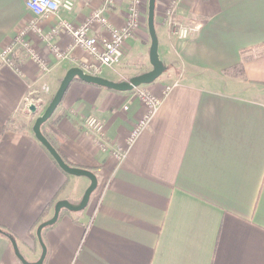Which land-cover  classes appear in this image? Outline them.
Masks as SVG:
<instances>
[{"label":"crops","instance_id":"obj_1","mask_svg":"<svg viewBox=\"0 0 264 264\" xmlns=\"http://www.w3.org/2000/svg\"><path fill=\"white\" fill-rule=\"evenodd\" d=\"M169 5L174 21L193 28L187 38L171 34ZM104 6L111 26L126 25L130 0H79L61 18L80 24ZM140 14L121 69L146 55L150 63L141 52L151 46L148 0ZM34 19L26 0H0V51ZM38 22L46 32L58 24L55 16ZM155 25L160 56L180 82L131 146L145 112L135 90L75 79L42 126L69 164L98 177L88 207L43 229V264H264V0H156ZM92 33L101 39L108 30L97 25ZM28 38L53 70L40 72L20 47V70L0 60V264H23L6 231L27 260H38L42 247L29 231L44 208L65 183L59 199L72 202L90 185L61 169L36 138L30 118L47 103L37 114L27 109L30 98L55 93L70 67L93 58L64 31L54 38L68 55L61 61L35 32ZM241 62L244 76L227 72ZM122 72L120 80L137 74ZM162 83L145 86L161 93ZM91 115L104 123L107 151L82 123ZM118 149L127 150L121 160Z\"/></svg>","mask_w":264,"mask_h":264},{"label":"built area","instance_id":"obj_2","mask_svg":"<svg viewBox=\"0 0 264 264\" xmlns=\"http://www.w3.org/2000/svg\"><path fill=\"white\" fill-rule=\"evenodd\" d=\"M79 0H26L27 8L35 15V19L27 28H23L17 32L11 44L5 46L0 51V60L20 70L19 62L14 57L15 51L20 47L27 56L32 59L43 74H50L53 70V65L47 58L41 54L28 38L29 32L33 31L41 39L45 40L51 52L57 60H65L68 58L59 43L54 41V38L66 32L72 37V47L85 50L93 58L92 62H87L80 65L86 73L98 75L102 68L108 67L115 69L118 67L125 55L126 43L131 37L133 31L140 25V7L143 0H130V7L126 25L121 28L111 26L106 15V7L94 10L89 18L80 24H75L69 20L61 18V12H71L75 9ZM111 0H107L110 3ZM175 8L174 5L165 7V17L169 23L171 34L178 35L180 38H187L193 31L192 27L174 21ZM46 16H55L58 20L57 26L53 27L49 32H46L40 25L38 20ZM97 25H103L108 30V34L101 39H98L92 30ZM178 83L172 86L168 85L164 88L163 95L170 92ZM135 95L145 107V112L139 120L134 124L131 130L127 143L131 146L139 137L143 129H145L162 102L163 95H155L148 90L137 88ZM32 100V98L30 99ZM87 131L95 133L99 137V144L105 151L109 150V146L104 143L106 130L103 121L91 115L82 120ZM111 151V150H110ZM113 154L119 159H123L127 150H112Z\"/></svg>","mask_w":264,"mask_h":264},{"label":"water","instance_id":"obj_3","mask_svg":"<svg viewBox=\"0 0 264 264\" xmlns=\"http://www.w3.org/2000/svg\"><path fill=\"white\" fill-rule=\"evenodd\" d=\"M155 13H156V0H149L148 2V30L151 37V46L149 50V59L152 65V69L141 74L132 76L128 80H120L114 81L108 79L106 77L86 73L81 67L73 66L70 67L65 75L63 76L58 89L56 90L52 100L45 108L44 112L39 115L34 124H33V132L36 138L43 144V146L49 151L51 156L55 159L57 164L63 169L66 173L75 176H85L90 179V185L86 188L81 200L79 202H72L68 199L62 198L59 199L54 206L53 214L43 222H41L37 227V236L38 240L42 247V253L38 260L36 261H29L21 252L18 242L15 238L11 237L10 240L13 244L15 253L17 257L21 260L23 264H43L47 255V246L43 240V229L54 225L59 220L61 211L63 209H67L69 211L79 212L84 210L91 199L93 192L96 190L98 186V177L90 169L73 166L69 164L59 152V150L55 147V145L49 140V138L44 134L42 130L43 124L53 115L57 107L61 104L65 93L67 92L71 83L76 79L79 78L82 81L87 83L96 84L102 87H106L115 91H131L135 88L146 85L152 84L156 81L166 70L167 65L165 64L164 60L160 57L159 53V37L156 30L155 25ZM30 110L32 112L37 111V107L35 104L30 106ZM0 232H3L0 229Z\"/></svg>","mask_w":264,"mask_h":264},{"label":"rangeland","instance_id":"obj_4","mask_svg":"<svg viewBox=\"0 0 264 264\" xmlns=\"http://www.w3.org/2000/svg\"><path fill=\"white\" fill-rule=\"evenodd\" d=\"M148 2H149V0H148ZM140 19H141V15H140ZM150 45V44H149ZM149 47L150 46H148V44H146V46H144V48H142L141 49V52H143V53H148V51H149ZM159 53H160V51H159ZM139 55H141V54H139ZM144 57V56H143ZM142 57V58H143ZM161 57V56H160ZM162 60H164L163 58H162ZM145 61V60H144ZM164 62H165V64L167 65V70L156 80V81H154L153 83H155V82H163L162 83V88H161V93H156L155 91H153L150 87H146L145 85H141V86H139V87H137V88H139V89H142V90H148V91H150V92H152L153 94H155V95H163V91H164V88L166 87V86H168V85H173L174 83H179L180 82V80H175V79H171V73H170V69H171V64H168V62H166V60H164ZM135 66V65H134ZM152 69V65L150 64V63H147V55H146V62H143V61H140L138 64H136V66L135 67H133V69H126V68H124L123 67V69H121V67H116L115 69H112V68H108V67H104V68H102V70H101V72H100V76H103V77H106V78H108V79H111V80H114V81H120V79H121V76H120V74H121V72L122 71H125V72H127V73H129V72H134V73H137L136 75H138V74H141V73H143V72H146V71H149V70H151ZM118 71H120V74L118 73ZM123 73V72H122ZM133 76H135V75H133ZM132 76H127V78H125V79H122V80H128L129 78H131ZM60 82L61 81H59V85H60ZM146 85H149V84H146ZM59 87V86H58ZM58 87L56 88V90L58 89ZM48 88H49V86H48ZM47 88V89H48ZM137 88H135L134 90L136 91V89ZM53 93H54V91H52ZM56 92V91H55ZM53 93H51V90L49 91V90H47V91H44L43 93H41V94H39V96H36V97H34V98H32V100H30V102H29V104H30V106L32 105V104H35L36 105V107H37V111L34 113V112H32L31 110H30V106H29V108L27 109V110H29V111H31L33 114H37V112H38V108H39V106H41L44 102L45 103H47V105H46V107L48 106V104L50 103V101L52 100V98H53V96H54V94ZM31 99V98H30ZM144 105V104H143ZM143 108L145 109V107L143 106ZM40 110V109H39ZM26 116H29V115H26ZM35 120L36 119H34V118H30V121L31 122H35ZM32 123V124H33ZM84 178H85V176H84ZM87 178V177H86ZM74 183H72L71 185L72 186H77V184H74ZM81 200V199H80ZM79 202V201H78ZM88 206H89V204H88ZM87 206V207H88ZM36 234H37V230H36ZM38 242V244H39V246L41 245L40 244V242H39V240L37 241Z\"/></svg>","mask_w":264,"mask_h":264},{"label":"trees","instance_id":"obj_5","mask_svg":"<svg viewBox=\"0 0 264 264\" xmlns=\"http://www.w3.org/2000/svg\"><path fill=\"white\" fill-rule=\"evenodd\" d=\"M228 73L233 74V75H239V76H244V71H243V62H241L240 64L236 65L235 67L227 70ZM62 80V79H61ZM60 80V81H61ZM76 80H81L79 78H76ZM54 159V158H53ZM55 160V159H54ZM56 162V161H55ZM67 183H65L61 189L57 192V194L55 195V197L53 198V200L44 208V210L42 211V213L40 214L39 218L37 219V221L35 222V224L31 227L30 231H29V235L30 237H32L35 241H38V236L36 234V230L38 225L43 222L48 216H50L54 210V206L55 203L59 200L60 196L62 195L64 189L66 188ZM69 210L67 209H63L61 211L60 217L59 219L64 215L65 212H68ZM49 227V226H48ZM4 234L8 237V238H15L14 234H12L11 232H4Z\"/></svg>","mask_w":264,"mask_h":264}]
</instances>
